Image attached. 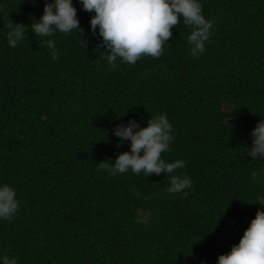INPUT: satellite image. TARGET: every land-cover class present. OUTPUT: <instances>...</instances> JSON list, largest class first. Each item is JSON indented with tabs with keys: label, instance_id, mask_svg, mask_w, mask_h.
Listing matches in <instances>:
<instances>
[{
	"label": "trees",
	"instance_id": "obj_1",
	"mask_svg": "<svg viewBox=\"0 0 264 264\" xmlns=\"http://www.w3.org/2000/svg\"><path fill=\"white\" fill-rule=\"evenodd\" d=\"M51 2L0 0V187L18 201L0 218V264H218L264 210V157L248 155L264 120V0H199L213 24L202 54L181 17L159 58L115 69L81 0L82 34L35 37ZM9 20L28 29L15 48ZM158 114L174 137L162 159L185 162L175 174L193 181L187 195L167 191L166 172L98 165L131 151L117 127Z\"/></svg>",
	"mask_w": 264,
	"mask_h": 264
},
{
	"label": "clouds",
	"instance_id": "obj_2",
	"mask_svg": "<svg viewBox=\"0 0 264 264\" xmlns=\"http://www.w3.org/2000/svg\"><path fill=\"white\" fill-rule=\"evenodd\" d=\"M81 3L85 11L95 13L90 22L91 29L95 33L99 28L103 45L110 50V53L103 52L110 69L118 68L117 58L133 65L143 56L159 58L165 42L173 35L172 29L181 23V17L184 27L191 30L188 36L190 54L196 57L205 51V42L209 40L213 26L205 19L199 0H81ZM6 26L10 29L8 43L15 48L25 38L28 29L12 20ZM30 29L35 37H50L56 31L70 34L75 29H79V34L83 33L73 0L46 3L42 17L38 21L34 19ZM43 44L51 49L52 59L58 60L55 42L46 39ZM172 131L166 114L151 115L147 127L143 128L132 120L128 126L115 129V135L121 138V142L131 141V151L119 154L114 164L104 161L98 165L110 176L124 174L129 169L137 175L143 172L146 177L166 172L169 181L167 191L187 195L185 189L190 188L193 181L187 175L175 174L176 170L186 166L185 162L176 160L168 163L162 159V153L170 151L174 139ZM251 135L253 144L248 155L253 159L264 157V120L258 123ZM252 175L256 177L255 172ZM15 197L13 188L7 184L0 187V218L11 220L16 214L18 201ZM3 264H17V260L5 255ZM218 264H264V210L257 211L239 243L233 245L228 253L220 255Z\"/></svg>",
	"mask_w": 264,
	"mask_h": 264
}]
</instances>
